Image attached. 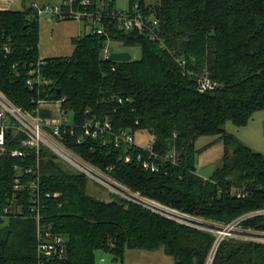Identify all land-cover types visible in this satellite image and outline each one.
<instances>
[{"label": "trees", "instance_id": "obj_1", "mask_svg": "<svg viewBox=\"0 0 264 264\" xmlns=\"http://www.w3.org/2000/svg\"><path fill=\"white\" fill-rule=\"evenodd\" d=\"M82 1H74L75 9L89 16L80 19L96 22L101 17L102 32L94 26L76 38L69 57L39 56L41 17L33 4L51 0H22V10H0V90L27 110L37 108L38 99L62 101V110L80 125L97 118L134 138L139 130L146 131L153 139L151 151L136 141L117 147L103 139L88 138L79 145L76 137L68 138V146L86 162L145 197L224 225L263 209L264 155L227 133L225 126H246L264 111V0H129V10L120 12L131 15L137 6L146 22L157 21L155 40L147 32L120 28L113 17L119 12L115 0ZM109 42L139 48L141 57L111 62L104 56ZM41 60L48 85L31 90L27 74ZM178 60L186 62L185 68ZM200 76L211 79L215 88L201 92ZM42 114L51 116L45 110ZM6 135L8 148L19 149L21 134ZM205 136H218L224 145L222 165L210 178L200 176L196 167L195 145ZM169 155L176 161L166 159ZM36 159L35 153L26 162L0 156V264H38L27 187L18 193L20 201L12 202L15 167L34 165ZM40 161L43 194H61L45 198L42 212L43 221L67 242L63 264H96L99 252L123 261L127 250H163L174 264L208 262L215 234L114 195L110 201L96 199L88 194L85 175L45 149ZM144 161L156 170L145 168ZM12 204L23 207V214L7 212ZM241 225L262 232L264 216ZM216 247L212 264H264V243L229 237Z\"/></svg>", "mask_w": 264, "mask_h": 264}, {"label": "built area", "instance_id": "obj_2", "mask_svg": "<svg viewBox=\"0 0 264 264\" xmlns=\"http://www.w3.org/2000/svg\"><path fill=\"white\" fill-rule=\"evenodd\" d=\"M75 0H63L58 4H41L34 3L33 7L36 9L39 17L49 15L56 19H65L67 17H76L78 19L89 16L88 13L75 9ZM89 0L82 1V5H89ZM130 15L126 12H114L113 17L116 19L120 28L127 31L139 30L141 32H147L152 39H157V33L155 27L157 21L146 22L142 15L136 10ZM119 13V14H118ZM101 17H98L94 22V26L100 30L99 23ZM98 25V26H97ZM4 49L8 51V44L4 45ZM110 55L109 50L105 49L104 56L108 58ZM182 68H185L186 62L178 60ZM43 61H38L37 64H32L27 74V85L31 90L41 89L43 86L48 85L47 79L42 75L41 67ZM199 89L201 92L212 90L216 84L208 77H198ZM37 101V102H36ZM36 102L37 108L32 110L24 109L14 104L6 95L0 90V156L10 155L22 159L26 162L30 154L35 153L37 155L36 163L34 165H27L24 163L22 166H16V174L14 179V191L16 196L12 202H19L20 193L25 187H27V194L29 201L32 202L31 216L36 222V243H37V257L38 264H63L67 254V242L65 238L56 233L53 230L52 225L46 224L43 219L44 201L45 198H58L60 193H47L43 194L40 183V153L42 150H47L52 153L56 159L64 163L70 169L77 173L85 175L90 180L95 181L98 184L104 185L109 191V194L124 199L128 203L138 205L146 210H149L155 214L163 216L169 220L175 221L183 225H195L198 221H183L178 211H173L166 208L164 205L158 202L149 200L148 197L143 196L139 192H135L128 187L117 182L109 175V178L100 174L98 169L92 167L90 163L86 162L80 155H78L73 149L68 146V138L76 137L79 145L84 144L86 139L91 138L93 140H104V143H114L115 146L125 144L133 146L135 144V138L128 132L116 133L113 131L112 123L108 120H100L97 118L90 119L84 124L80 125L76 123L73 114L64 112L62 110V101H51L46 99H38ZM51 112V116H43L42 111ZM56 110V112L54 111ZM15 131L21 134L19 149H9L7 146V132ZM147 150L151 151L152 146L148 144ZM153 155V154H152ZM173 159L176 161V156H167L166 159ZM141 160V157H139ZM126 162L131 161V157L127 155L125 157ZM145 168H151L156 170L155 165L150 164L148 161H144ZM26 171V173H24ZM35 173V177H31L26 181V176H32ZM105 174V173H104ZM111 179V180H109ZM243 196L239 193L238 195ZM14 207V208H13ZM7 212H14L17 215L23 214V207L10 205L6 208ZM181 214V213H180ZM183 215V214H182ZM188 218V217H187ZM197 223V224H194ZM264 234V232H261Z\"/></svg>", "mask_w": 264, "mask_h": 264}, {"label": "rangeland", "instance_id": "obj_3", "mask_svg": "<svg viewBox=\"0 0 264 264\" xmlns=\"http://www.w3.org/2000/svg\"><path fill=\"white\" fill-rule=\"evenodd\" d=\"M51 2L52 4H58L60 0H51ZM9 3H10V7L7 6L1 7L2 3L0 2V7H1L0 10L23 9L22 0H9ZM115 8L119 11H128L129 0H115ZM43 17L52 18L49 15H45ZM77 21L81 23L83 29L88 34L92 32L94 28V22L92 20H88L86 22L84 20L78 19ZM108 49L111 53L117 51H127L132 55L133 59H139L141 57V50L139 48H126L121 44L115 42H109ZM54 111L56 112V110ZM225 129L227 133L234 135L241 143L248 146L253 151L262 153L264 155V111H259L255 113L252 119L250 120V122L246 126L238 127L232 122H228L225 126ZM219 139L220 137L218 136L215 137L205 136L199 138L196 142L195 147L197 150V154H196L197 172L200 176L204 178H210L213 175V173L216 171V169L220 168L222 165V158L224 155V145ZM152 140H153L152 136L149 135L144 130H139L135 134V141L138 146L146 147L148 146V144L152 142ZM91 166L95 167L93 165ZM95 169H98L100 171V174L102 173L101 175H104L105 177H107V179L109 178V176L107 174H104L101 169L97 167H95ZM88 180H89V184L87 191L89 195H91L96 199H100L104 201H110L112 199L111 194H109V191L105 188L104 185L98 184L95 181L90 180L89 178ZM152 201L155 202L156 200H152ZM164 206L170 210L178 211L180 217H185L183 219L181 218V220H183L184 222L187 220L199 222L198 224L194 222V224H197V226L195 225H185V226L215 234L217 239L215 247L219 245L221 241L229 237H238L244 240L264 243V234L261 233L260 230H251L250 228L243 227V225H241L242 222L245 221L246 219H251L256 216H264V208L255 210L253 212H249L244 216H242L241 218L234 220L230 224L224 225L217 222L192 216L190 214L185 213L184 211L173 209L167 205ZM215 247L212 250L208 258V262L206 264L213 263V259L217 249V247L216 248ZM102 258H104L105 260L101 261ZM96 264H174V259L172 257L165 255L163 250H157L153 252L142 251V250H127L123 261H113L111 255L99 252L97 253Z\"/></svg>", "mask_w": 264, "mask_h": 264}, {"label": "crops", "instance_id": "obj_4", "mask_svg": "<svg viewBox=\"0 0 264 264\" xmlns=\"http://www.w3.org/2000/svg\"><path fill=\"white\" fill-rule=\"evenodd\" d=\"M61 1L63 0H60V2ZM0 2L2 3L1 7H10L9 0H2ZM84 33L87 32L83 29L81 23L77 20L58 21L55 18L41 17L39 41L40 58L48 59L71 56L74 53L75 49L74 40L83 35ZM109 53L111 54V52ZM104 260L105 259L102 258L101 261Z\"/></svg>", "mask_w": 264, "mask_h": 264}, {"label": "water", "instance_id": "obj_5", "mask_svg": "<svg viewBox=\"0 0 264 264\" xmlns=\"http://www.w3.org/2000/svg\"><path fill=\"white\" fill-rule=\"evenodd\" d=\"M159 17L158 10H157V18ZM132 55L125 51V52H113L109 55L107 60L111 62H128L131 61ZM152 133V132H151Z\"/></svg>", "mask_w": 264, "mask_h": 264}]
</instances>
